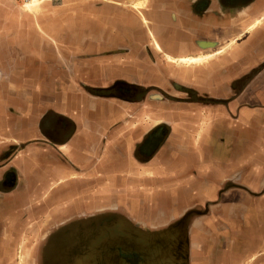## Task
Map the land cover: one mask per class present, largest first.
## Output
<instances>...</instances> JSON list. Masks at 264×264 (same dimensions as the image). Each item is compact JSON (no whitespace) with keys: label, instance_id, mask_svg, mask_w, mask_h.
<instances>
[{"label":"crops","instance_id":"obj_1","mask_svg":"<svg viewBox=\"0 0 264 264\" xmlns=\"http://www.w3.org/2000/svg\"><path fill=\"white\" fill-rule=\"evenodd\" d=\"M186 211L188 264H264V0H0V264Z\"/></svg>","mask_w":264,"mask_h":264},{"label":"flooded vegetation","instance_id":"obj_2","mask_svg":"<svg viewBox=\"0 0 264 264\" xmlns=\"http://www.w3.org/2000/svg\"><path fill=\"white\" fill-rule=\"evenodd\" d=\"M119 93H123L126 99L130 98L129 86L122 88ZM164 130V126H158L150 131L143 138V151L139 152L138 149V154L151 155L160 143ZM188 215L189 212L186 211L174 222L150 228L134 225L123 218H116L115 222L108 223L106 217L95 220V225L91 221L87 224L81 221L77 224H64L34 248L32 263L45 264L41 258L46 257V242L54 240L57 245L55 244L53 258L59 261L54 264H63L60 261L62 257L66 264H188L185 234L182 229L172 231L177 227V221H182ZM69 232H73L76 237L86 234V238L79 244H67L66 249L59 250L60 235H67ZM155 249L158 254H154ZM93 251L100 259L89 260Z\"/></svg>","mask_w":264,"mask_h":264},{"label":"rangeland","instance_id":"obj_3","mask_svg":"<svg viewBox=\"0 0 264 264\" xmlns=\"http://www.w3.org/2000/svg\"><path fill=\"white\" fill-rule=\"evenodd\" d=\"M16 1L17 3H21L23 4L24 1L23 0H14ZM43 1V0H42ZM31 0H28L27 3H30ZM26 4V3H25ZM161 95L165 96V93L162 92L161 90L159 89H156ZM171 92L174 93L173 89H170ZM177 94L181 95L179 91L176 92ZM139 190V189H138ZM136 194H141L142 197H145L147 198L148 197V189H145L143 191H140V192H134ZM149 205V204H148ZM149 228L151 226H148ZM86 238V234H82L81 236L79 237H76L75 235H73V232H69L67 235H60L59 239L61 240V247L59 248V250H63V248L66 249V246L67 244H79L80 242H82L84 239ZM55 241L54 240H47L46 242V245L48 246V249L45 250V255L46 257L44 258H41V260L44 261L45 264H54V263H57L59 262L56 258H53V254H54V251H55V244L54 243ZM35 242H32L31 243V247L30 249L32 250V246L34 245ZM45 243V242H44ZM57 245V244H56ZM21 251L19 248H14V259H15V263L14 264H23L21 263L22 261H26L27 263L26 264H33L32 263V258H29V257H25L23 255H21ZM32 252V251H31ZM154 254H158V251L157 249L154 250ZM33 254H31L30 256H32ZM64 257H62V259H60V261L63 263V264H66V261L63 260ZM94 260V259H100L98 257L95 256V252L93 251V254L92 256L90 255V259L89 260ZM160 259V258H159ZM162 259V258H161ZM84 264V263H83Z\"/></svg>","mask_w":264,"mask_h":264},{"label":"bare ground","instance_id":"obj_4","mask_svg":"<svg viewBox=\"0 0 264 264\" xmlns=\"http://www.w3.org/2000/svg\"><path fill=\"white\" fill-rule=\"evenodd\" d=\"M24 1V3H23V5L25 6V9L27 10V11H31L32 9H35V8H37L38 7V5L41 3V1L42 0H31V2L30 3H27L28 2V0H23ZM26 3V4H25ZM143 5V3H137L136 2V4H135V7H137V8H139L140 6H142ZM143 9V8H142ZM260 21L259 20H257L256 22H254L253 24H250V27H254L255 26V24H258ZM152 40V39H151ZM154 40V39H153ZM151 42V41H150ZM155 42V41H154ZM156 47L158 48V46L156 45ZM167 60H169V62L170 61H172V59L168 56L167 57ZM201 58H189V59H178V60H174L175 62H176V64L178 63V64H181V63H183V64H186V65H190L191 63H193V64H195V65H198L200 62H201ZM204 61V60H203Z\"/></svg>","mask_w":264,"mask_h":264}]
</instances>
